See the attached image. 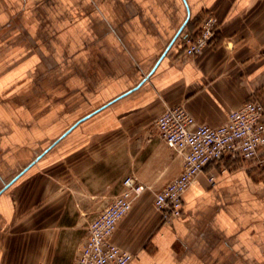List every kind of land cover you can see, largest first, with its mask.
<instances>
[{"label":"crops","instance_id":"crops-1","mask_svg":"<svg viewBox=\"0 0 264 264\" xmlns=\"http://www.w3.org/2000/svg\"><path fill=\"white\" fill-rule=\"evenodd\" d=\"M208 10L216 36L187 57ZM252 99L264 103V0H0V264H74L132 174L147 188L111 236L128 264H264V171L211 164L181 216L154 206L183 167L157 116L183 104L216 126Z\"/></svg>","mask_w":264,"mask_h":264},{"label":"built area","instance_id":"built-area-1","mask_svg":"<svg viewBox=\"0 0 264 264\" xmlns=\"http://www.w3.org/2000/svg\"><path fill=\"white\" fill-rule=\"evenodd\" d=\"M218 31V18L207 13L197 33L182 41L185 56L198 55ZM165 143L182 155L181 172L155 193L154 206L163 222L183 214V195L193 180L211 164L221 170L246 166L264 171V103L252 99L229 111L225 122L213 126L199 123L183 104L167 106L155 119ZM210 184L216 175H208ZM123 190L89 223L88 235L74 264H128L133 252L111 240L118 222L128 213L147 185L138 176L128 175Z\"/></svg>","mask_w":264,"mask_h":264},{"label":"water","instance_id":"water-1","mask_svg":"<svg viewBox=\"0 0 264 264\" xmlns=\"http://www.w3.org/2000/svg\"><path fill=\"white\" fill-rule=\"evenodd\" d=\"M185 24H186V22L182 25V27H181V28L179 29V31L176 33V35H175V37H174V39H173L172 42H174V40L177 38L179 32L181 31V29L183 28V26H184ZM171 44H172V43H170V45H171ZM170 45H169V47H170ZM90 115H91V114H89L88 116H90ZM88 116L79 119V120H78V121H77V122H76L71 128H69V129H68V130H67V131H66L61 137H59L54 143L58 142V141H59V140H60V139H61V138L67 133V132H69L74 126H76L80 121L86 119ZM54 143H53V144H54ZM53 144H52V145H53ZM52 145H51V146H52ZM47 150H48V148H47L44 152H46ZM42 154H43V153H41L40 155H38V157H37L36 159H38L40 156H42ZM28 167H29V166L25 167V169H24L23 171H21V173H23ZM21 173H20V174H21ZM20 174H19V175H20ZM15 178H16V177H15ZM15 178H14V179H15ZM14 179H13V180H14ZM13 180H12V181H13ZM12 181H10L5 187L9 186V185L11 184Z\"/></svg>","mask_w":264,"mask_h":264},{"label":"rangeland","instance_id":"rangeland-1","mask_svg":"<svg viewBox=\"0 0 264 264\" xmlns=\"http://www.w3.org/2000/svg\"><path fill=\"white\" fill-rule=\"evenodd\" d=\"M207 13H213V14L216 15V13H215L214 10H208L205 14H207ZM201 23H202V22H201ZM201 23H200V25H201ZM77 216H79V215H77ZM82 216H83V222L86 223L85 217H86L87 220L89 221V220L94 216V214L90 213V214H88V215H82ZM71 253H72L71 250H68V251H67L66 259H67L69 256H71ZM133 254H134V253H133ZM26 264H32V263H31V262H28V263H26ZM42 264H49V262H48V261H46V262L43 261ZM63 264H64V263H63Z\"/></svg>","mask_w":264,"mask_h":264}]
</instances>
